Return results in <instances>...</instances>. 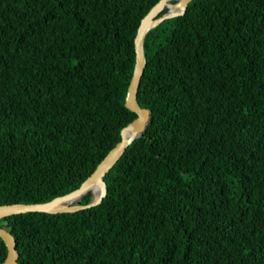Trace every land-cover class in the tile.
Wrapping results in <instances>:
<instances>
[{
  "label": "trees",
  "instance_id": "trees-1",
  "mask_svg": "<svg viewBox=\"0 0 264 264\" xmlns=\"http://www.w3.org/2000/svg\"><path fill=\"white\" fill-rule=\"evenodd\" d=\"M156 1L0 0V205L71 191L119 140ZM143 53V133L98 204L0 218L16 264H264V0H190Z\"/></svg>",
  "mask_w": 264,
  "mask_h": 264
},
{
  "label": "water",
  "instance_id": "water-1",
  "mask_svg": "<svg viewBox=\"0 0 264 264\" xmlns=\"http://www.w3.org/2000/svg\"><path fill=\"white\" fill-rule=\"evenodd\" d=\"M167 1L168 0H157L140 18L137 25L133 38V68L124 96V106L133 112L135 117L120 129L119 140L106 152L92 172L76 188L44 202L1 204L0 218L24 212H45L51 214L73 212L89 208L101 201L106 192L103 176L121 156L124 149L135 138L141 136L150 117L149 109L139 106L136 100L137 87L145 64L143 53L144 35L148 30L157 26L164 19L183 14L190 0H178L174 3L176 9H168L162 12L167 5ZM93 186L99 188L97 194L94 196L91 195L87 203L81 204L76 202ZM0 239L6 248L5 258L0 264H16L18 253L15 249V240L13 236L5 228L0 227Z\"/></svg>",
  "mask_w": 264,
  "mask_h": 264
},
{
  "label": "bare ground",
  "instance_id": "bare-ground-1",
  "mask_svg": "<svg viewBox=\"0 0 264 264\" xmlns=\"http://www.w3.org/2000/svg\"><path fill=\"white\" fill-rule=\"evenodd\" d=\"M178 0H168L167 1V5H166V10L168 9H176V6L174 3H176ZM91 192V195L94 196L95 194L98 193L99 188L97 186H93L91 187V189L89 190Z\"/></svg>",
  "mask_w": 264,
  "mask_h": 264
}]
</instances>
